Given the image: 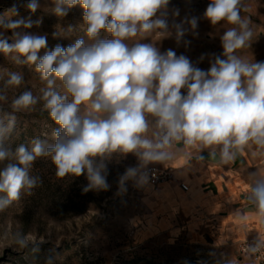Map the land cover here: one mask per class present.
<instances>
[{"label": "clouds", "instance_id": "9594fccd", "mask_svg": "<svg viewBox=\"0 0 264 264\" xmlns=\"http://www.w3.org/2000/svg\"><path fill=\"white\" fill-rule=\"evenodd\" d=\"M76 6L83 10L87 40L81 37L66 46L50 47L48 33L27 31L42 22L31 18L41 8L38 0L26 5L27 18L15 6L0 15V54L19 66L34 65L45 82L38 94L25 90L16 96L12 113L32 112L40 104L58 126L51 143L36 138L30 148L21 144L13 150L4 141L15 115L0 119V211L41 183L30 174L39 157H50L57 177L83 176L87 193L108 191V162L132 156L136 164L118 179L115 195L120 196L129 182L136 189L150 186L151 166L175 159L174 147L210 149L223 164L252 145L264 150V61L237 55L251 48L254 36L250 19L241 16L242 0H210L202 16L183 17L178 7H169L170 0H52L51 14L62 19ZM201 19L211 26L233 25L219 38L221 53H202L193 62L173 48L162 51V43L127 42L158 33L187 48L191 40L185 37H198ZM51 35L67 39L57 31ZM205 59L209 67L200 68ZM4 84L5 89L18 88L24 75L10 72ZM0 101L7 96L0 94ZM252 176L247 199L264 223V176ZM237 216L243 219L239 211ZM53 225L56 221L50 220ZM30 239L17 243L26 247ZM257 251L250 247L251 253Z\"/></svg>", "mask_w": 264, "mask_h": 264}, {"label": "rangeland", "instance_id": "374dc122", "mask_svg": "<svg viewBox=\"0 0 264 264\" xmlns=\"http://www.w3.org/2000/svg\"><path fill=\"white\" fill-rule=\"evenodd\" d=\"M29 2L0 0V15L15 6L19 16L27 18L30 15L26 10ZM38 3L41 8L31 18L42 22L27 31L48 33L50 47L57 43L66 46L81 37L87 40L82 27L83 10L79 6L59 19L51 14L52 0H38ZM209 3L210 0H170L169 7H178L181 17L186 14L202 16ZM241 16L250 19L254 36L251 48L238 50L237 55L247 59L254 56L256 61H264V0H242ZM229 27L233 25L222 21L211 26L207 20L201 19L198 37L191 34L185 37L191 40L187 48L183 44L177 47L173 39H165L158 33H152L146 40L137 36L127 42H152L157 47L162 43V51L173 48L177 54L184 53L195 62L202 53L222 52L219 38ZM54 31L67 39H53L51 34ZM6 34L11 35V32ZM102 36L107 37L108 34L102 33ZM198 66L207 69L208 60ZM10 72H21L24 84L5 89L4 82ZM44 85L34 65L19 66L0 54V94L7 96V101H0V119L9 113L15 115V126L4 141L13 150L21 144L30 148L31 141L36 138L52 142V130L58 126L46 111L41 110L42 105L38 104L32 112L17 113H12L10 107L11 101L23 91L31 90L38 94V89ZM134 164L136 160L132 156L126 159L115 156L108 162L110 189L84 193L82 189L87 181L83 176L77 178L69 174L57 177L50 157L37 158L30 174L39 176L41 183L31 195L22 192L19 201L0 211V264H49V261L50 264H184L185 261L188 264H255L240 253L241 244L247 240L219 246L209 239L195 242L187 236L138 239L130 219L140 213L139 194L142 189H136L129 182L126 193L115 195L119 176ZM50 220L56 221V225L49 226ZM23 237L32 238L26 247L17 243ZM259 238L264 241V234Z\"/></svg>", "mask_w": 264, "mask_h": 264}, {"label": "crops", "instance_id": "0c3cea01", "mask_svg": "<svg viewBox=\"0 0 264 264\" xmlns=\"http://www.w3.org/2000/svg\"><path fill=\"white\" fill-rule=\"evenodd\" d=\"M173 151L175 159L155 166L171 169L189 191L184 192L179 183L143 188L140 213L130 219L137 238L187 236L195 242L209 239L219 246L251 238L262 241L264 223L247 197L252 173L264 176V150L252 145L228 164L220 162L218 153L212 156L210 149L175 147ZM200 155L204 158L197 160Z\"/></svg>", "mask_w": 264, "mask_h": 264}, {"label": "built area", "instance_id": "2783aa9c", "mask_svg": "<svg viewBox=\"0 0 264 264\" xmlns=\"http://www.w3.org/2000/svg\"><path fill=\"white\" fill-rule=\"evenodd\" d=\"M151 172V184L150 187H159L165 184L179 183L180 188L184 192L189 191V186L183 182H179L174 172L171 169H162L158 166L152 165ZM256 246L258 251L254 254L250 252V247ZM240 253L243 257L250 259L255 264H264V241H258L255 239H250L243 242L240 246Z\"/></svg>", "mask_w": 264, "mask_h": 264}]
</instances>
